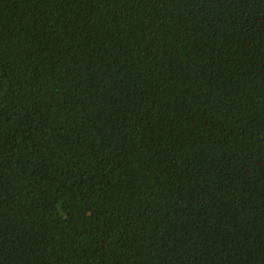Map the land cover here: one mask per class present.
<instances>
[{
	"label": "trees",
	"instance_id": "1",
	"mask_svg": "<svg viewBox=\"0 0 264 264\" xmlns=\"http://www.w3.org/2000/svg\"><path fill=\"white\" fill-rule=\"evenodd\" d=\"M0 264H264V0H0Z\"/></svg>",
	"mask_w": 264,
	"mask_h": 264
}]
</instances>
